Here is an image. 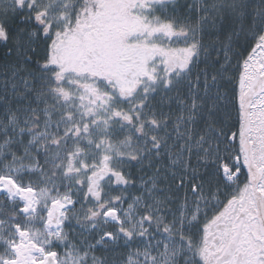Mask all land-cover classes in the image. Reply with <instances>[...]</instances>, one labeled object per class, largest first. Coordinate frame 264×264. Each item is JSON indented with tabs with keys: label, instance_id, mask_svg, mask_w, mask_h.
I'll list each match as a JSON object with an SVG mask.
<instances>
[{
	"label": "snow or ice",
	"instance_id": "obj_1",
	"mask_svg": "<svg viewBox=\"0 0 264 264\" xmlns=\"http://www.w3.org/2000/svg\"><path fill=\"white\" fill-rule=\"evenodd\" d=\"M0 264H264V0H0Z\"/></svg>",
	"mask_w": 264,
	"mask_h": 264
},
{
	"label": "rangeland",
	"instance_id": "obj_2",
	"mask_svg": "<svg viewBox=\"0 0 264 264\" xmlns=\"http://www.w3.org/2000/svg\"><path fill=\"white\" fill-rule=\"evenodd\" d=\"M184 3H193L195 0H183ZM98 256L102 255L101 253H97ZM103 255H106L110 260L113 261H122L126 254L123 252V250H118L115 253H105Z\"/></svg>",
	"mask_w": 264,
	"mask_h": 264
},
{
	"label": "flooded vegetation",
	"instance_id": "obj_3",
	"mask_svg": "<svg viewBox=\"0 0 264 264\" xmlns=\"http://www.w3.org/2000/svg\"><path fill=\"white\" fill-rule=\"evenodd\" d=\"M180 2L183 4L184 2H183V0H180Z\"/></svg>",
	"mask_w": 264,
	"mask_h": 264
}]
</instances>
